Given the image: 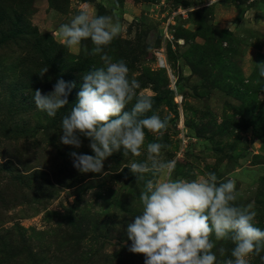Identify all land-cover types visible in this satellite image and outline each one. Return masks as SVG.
<instances>
[{
	"label": "rangeland",
	"instance_id": "rangeland-1",
	"mask_svg": "<svg viewBox=\"0 0 264 264\" xmlns=\"http://www.w3.org/2000/svg\"><path fill=\"white\" fill-rule=\"evenodd\" d=\"M82 10L119 18L122 31L105 52L153 98L147 115L168 121L162 137L145 130L139 156L108 157L104 175L73 167L70 153L94 155L89 138L77 133L80 148L60 142L83 74L103 66L90 39L69 48L58 32ZM8 22H28L37 40L15 43ZM262 62L264 0H0V264H144L128 250L126 224L140 214L144 189L128 167L148 162L152 142L167 145L159 159L176 161L173 178L234 180L235 203L251 204L264 230ZM58 79L75 87L49 117L33 93H50ZM212 239L217 264L234 259L231 240Z\"/></svg>",
	"mask_w": 264,
	"mask_h": 264
},
{
	"label": "clouds",
	"instance_id": "clouds-1",
	"mask_svg": "<svg viewBox=\"0 0 264 264\" xmlns=\"http://www.w3.org/2000/svg\"><path fill=\"white\" fill-rule=\"evenodd\" d=\"M121 31L118 17L97 16L87 10L58 28L69 48L90 39L94 45L90 55H99L103 62L102 67L83 74L77 102L62 118V144L80 148L82 142L77 133L90 140L94 155L70 153L73 167L81 173L104 175V161L114 152L123 149L124 156H139L145 130L162 137L168 128L167 119L147 115L152 110L153 98L138 94L140 83L129 79L126 62L114 60L105 52ZM257 68L259 77L264 78V62L257 64ZM47 71L45 67L39 75L43 77ZM73 87L74 83L58 79L48 94L36 89L35 107L55 117L58 110L69 104ZM165 148L163 143H148V162H133L128 167L137 181H144L139 197L142 210L126 224V236L131 241L128 250L142 254L144 264H217L212 251L214 236L216 241L231 240L235 245L231 251L234 259L222 264H249L247 258L251 254L260 255L264 250V230L254 225L257 213L251 204L235 203V181H218L215 173L193 180L173 178L176 161L159 159Z\"/></svg>",
	"mask_w": 264,
	"mask_h": 264
},
{
	"label": "trees",
	"instance_id": "trees-1",
	"mask_svg": "<svg viewBox=\"0 0 264 264\" xmlns=\"http://www.w3.org/2000/svg\"><path fill=\"white\" fill-rule=\"evenodd\" d=\"M8 11H14V9H9L8 8ZM10 28L11 27H13V28H15L17 31H18V33H19V35L18 36H16V39H18V41L17 40H15L16 42L15 43H20L21 41L23 42V43H26L28 40H30L31 38L32 39H34V40H37L36 39V37H35V35H36V28L35 27H33L32 25H29V23L27 22V24H24L23 25V27H20L19 26V24H12L11 22H8V24H7ZM19 29H23V31L22 32H19ZM14 43V42H13ZM48 43H52V42H48ZM54 45H56L55 43H54ZM62 47V46H61ZM44 59H47V55L46 56H44L43 57Z\"/></svg>",
	"mask_w": 264,
	"mask_h": 264
}]
</instances>
